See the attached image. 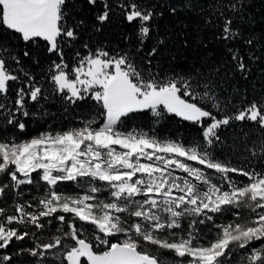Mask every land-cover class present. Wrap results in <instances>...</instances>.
<instances>
[{
	"label": "snow or ice",
	"instance_id": "1",
	"mask_svg": "<svg viewBox=\"0 0 264 264\" xmlns=\"http://www.w3.org/2000/svg\"><path fill=\"white\" fill-rule=\"evenodd\" d=\"M68 3L0 0V203L11 197L0 206V264H264V85L253 94L240 84L264 65V30L248 28V0H101L83 41ZM160 8L175 18L163 34ZM116 16L137 24L134 49L91 43ZM173 39L196 55L163 71L158 57L177 60ZM40 42L58 61L41 63ZM48 104L88 115L53 127ZM144 112L153 124L179 117L197 135L126 124ZM26 120L52 123L20 136ZM227 131H238L237 164ZM68 182L77 190H62Z\"/></svg>",
	"mask_w": 264,
	"mask_h": 264
},
{
	"label": "trees",
	"instance_id": "2",
	"mask_svg": "<svg viewBox=\"0 0 264 264\" xmlns=\"http://www.w3.org/2000/svg\"><path fill=\"white\" fill-rule=\"evenodd\" d=\"M154 2L158 4H170L171 6H176L177 4L182 3V0H154ZM248 3L251 5V8L248 9V28L255 32L258 36L261 30H264V0H248ZM102 3L101 0H97L96 6H91L87 3V0H69L67 5V11L72 14L73 19H83L85 21L86 28L81 33V41L86 40L89 35H92L89 29L93 24L96 23L95 16L102 10ZM159 10L164 11V17L157 20V24L161 30V34H163V30L166 27H170L171 25L175 24V18L171 17L166 8H160ZM183 18V16H181ZM136 29L137 24L133 22L132 24H128L127 22H123L119 16H116L111 24H105L103 29L100 33L95 34L92 36L91 43L95 44H106L109 51L114 48L128 50L129 48H135L136 45L139 44V39L136 36ZM178 30V29H177ZM124 36H130V41H125L123 39ZM156 36L155 30L150 34L149 38L145 41L144 48L145 51H148L154 43V38ZM212 45H210V48ZM169 48H171L174 52H176L177 48H179L178 41L173 39L169 42ZM76 50H80L82 53L84 50L80 48V41L76 42L75 45ZM19 50V49H18ZM164 49L162 48L161 51ZM33 54L41 61L42 64H47L51 60H57L58 57L55 55H50L46 50V45L43 42H40L38 48H33ZM73 54L74 50L71 48H65V59L69 62V66L71 67L73 62ZM177 60L170 61V57L163 56L158 57L161 63V67L163 71L169 70H176L179 71L180 69L185 67V62L191 60L195 55V51H185L183 48H179V51L176 52ZM24 63L30 66V70L33 72L38 73V69L35 65L32 64L30 59H25ZM264 66H254L253 73L250 76L249 80L247 81H240L241 86H246L255 92H258L262 85H264V80H262L260 72L258 71V67ZM15 87V85H12ZM14 95V93H13ZM94 103V102H93ZM50 111L56 113L55 123H53V127H67L71 126L74 123L78 122L79 117H86L88 115V107L86 105H79L78 107L69 108L67 112H64L62 109L58 110L57 104H48L46 105ZM26 124H28L27 131L22 134H18L20 136H31L36 134V132L41 131L44 129L47 123H52L51 120H41L38 123H31L30 121L26 120ZM126 124L131 126H138L147 128L148 126H153L156 130L161 134H172L175 133L177 130L182 135L195 137L197 135V130L193 126H191L188 122L182 121L179 117H175L172 114H168L167 116L160 119L158 124H153V117L151 113L144 112L141 114L136 115L132 118L131 121H127ZM247 128H251V125H247ZM238 131L232 132H222V138L227 137V146L232 149V159L233 164H237L238 161L243 160V156L239 155L240 152L243 151L240 142H237L233 145V140L237 139ZM241 179H245L241 177ZM62 190L66 192H73L76 191V186L71 182L65 183L61 186ZM33 194H35V189H33ZM11 204V197L8 198L6 203H0V206L7 207ZM11 212V209L9 210ZM242 214L244 210H241ZM227 219H231V215L226 217ZM52 231H55V221L53 222ZM90 231V230H89ZM27 245V241L25 242ZM30 246V245H27ZM12 251L13 249H9ZM171 257V254H167Z\"/></svg>",
	"mask_w": 264,
	"mask_h": 264
}]
</instances>
